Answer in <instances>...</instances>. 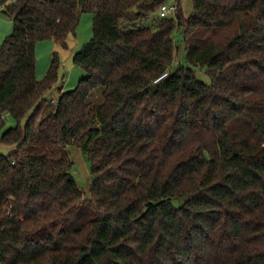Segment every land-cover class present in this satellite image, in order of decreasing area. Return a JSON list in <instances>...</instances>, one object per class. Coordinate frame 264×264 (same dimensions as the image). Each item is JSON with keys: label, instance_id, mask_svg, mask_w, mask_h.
<instances>
[{"label": "trees", "instance_id": "1", "mask_svg": "<svg viewBox=\"0 0 264 264\" xmlns=\"http://www.w3.org/2000/svg\"><path fill=\"white\" fill-rule=\"evenodd\" d=\"M168 1H5L0 264H264V0H193L189 15L177 0L160 17ZM84 12L86 75L63 91L58 53L37 77L36 44L66 46Z\"/></svg>", "mask_w": 264, "mask_h": 264}, {"label": "rangeland", "instance_id": "2", "mask_svg": "<svg viewBox=\"0 0 264 264\" xmlns=\"http://www.w3.org/2000/svg\"><path fill=\"white\" fill-rule=\"evenodd\" d=\"M176 0H169L168 3H174ZM181 6L185 15L191 14L193 11V0H181ZM158 18V14H156ZM93 19L94 14L92 12L82 13L78 26L75 32L69 33L67 37V45L63 46L61 43L54 39H47L39 41L36 44V75L39 79H42L48 71L53 54L56 52L59 55V81L55 87L62 86L63 91L74 89L82 76L86 75V72L78 65L70 68L66 62L72 54H76L82 46L88 42L93 35ZM153 23V20L150 19ZM14 29V23L11 17L0 10V45L5 38L12 33ZM174 39L179 47L178 52L175 55L172 67L175 68L179 64H185V43L183 41V31L177 29L174 33ZM198 78L205 83H210L209 76L204 71H198ZM57 91L54 88L49 94V102L46 106V112H49L54 105V100L57 97ZM16 121L7 116L6 125L4 129L15 126ZM13 149L12 146L0 144V153L7 155ZM72 156L74 160L73 173L79 184V186L89 194V168L87 160L83 157L82 153L78 149H72ZM89 196V195H88Z\"/></svg>", "mask_w": 264, "mask_h": 264}, {"label": "built area", "instance_id": "3", "mask_svg": "<svg viewBox=\"0 0 264 264\" xmlns=\"http://www.w3.org/2000/svg\"><path fill=\"white\" fill-rule=\"evenodd\" d=\"M5 1L7 2H14V1H17V0H4L3 3H0V10H3L5 8ZM178 9V2L176 0V2L174 3H164L161 5L160 9H159V16L160 17H168V16H174L176 11ZM166 74H164L163 76H165Z\"/></svg>", "mask_w": 264, "mask_h": 264}, {"label": "water", "instance_id": "4", "mask_svg": "<svg viewBox=\"0 0 264 264\" xmlns=\"http://www.w3.org/2000/svg\"><path fill=\"white\" fill-rule=\"evenodd\" d=\"M66 64L72 68L75 66V54H72L69 59L67 60Z\"/></svg>", "mask_w": 264, "mask_h": 264}]
</instances>
